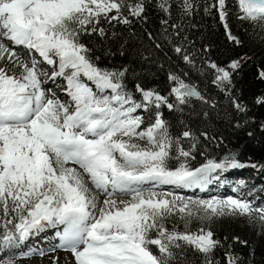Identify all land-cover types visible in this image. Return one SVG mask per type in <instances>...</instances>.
<instances>
[{
	"label": "snow or ice",
	"instance_id": "obj_1",
	"mask_svg": "<svg viewBox=\"0 0 264 264\" xmlns=\"http://www.w3.org/2000/svg\"><path fill=\"white\" fill-rule=\"evenodd\" d=\"M181 2L188 13L191 0ZM217 4L224 20L225 0ZM157 6L171 15L169 0H158ZM238 6L243 13L239 19L264 24V0H238ZM123 7V0H0V60L7 55L13 67L21 69L17 76L0 68V248L23 243L48 227L62 226L56 233L57 247L70 252L75 264H174L177 250L188 247L207 256L220 244L211 230H191L193 221L239 215L264 222V208L242 199H193L158 190L174 186L203 191L216 179L212 174L217 170L244 165L233 157L190 166L188 158L194 157L173 140L159 112L162 105L171 110L190 98L203 99L179 75L169 74L170 95L176 104L139 84L135 86L141 97L137 101L124 84L127 69L98 66L99 57L93 59L80 37L92 33L103 37L105 30L98 27L101 18L130 24ZM127 7L136 18L145 11L144 0ZM113 11L116 14L110 16ZM229 39L239 43L231 33ZM4 40L13 47L8 48ZM17 47L58 65L52 78L64 76L70 102L48 97L40 61L32 57L29 66ZM174 51L180 55L184 50L176 46ZM182 58L192 62L187 54ZM209 66L217 72L218 85L231 84L229 70L215 63ZM239 66L235 60L229 68L234 71ZM69 69L70 75L65 76ZM260 77L264 79V71ZM256 103L264 104V97ZM235 106L245 110L239 103ZM150 107L156 109L155 119L145 126L137 111ZM173 159L178 166H170ZM69 163L77 167H68ZM89 182L105 194L102 203ZM117 194L130 199L118 200ZM177 218L184 231L175 225L167 227ZM236 260L228 256L227 264Z\"/></svg>",
	"mask_w": 264,
	"mask_h": 264
},
{
	"label": "trees",
	"instance_id": "obj_2",
	"mask_svg": "<svg viewBox=\"0 0 264 264\" xmlns=\"http://www.w3.org/2000/svg\"><path fill=\"white\" fill-rule=\"evenodd\" d=\"M169 2L171 15L159 9L158 0H144L145 11L139 18L130 16L123 2V15L132 21L130 24L109 23L101 18L98 27L105 30V35L83 34L80 40L91 49L93 59L99 57L98 66L127 69L124 84L137 101L141 99L135 87L139 84L176 104L175 97L170 95L173 86L170 73L196 85L202 100L193 97L171 110L163 105L159 108L170 136L191 152L194 159L190 157L188 162L193 168L208 160L220 162L234 157L244 164V175L224 174L228 169L217 170L216 174L233 185H238V177L241 180L250 175L247 181L250 191L264 194V104L256 103L258 97H264V79L259 75V69H264V24L239 19L237 0H226L230 30L239 36L236 43L229 39L217 0H191L188 13L183 10L181 0ZM176 46L184 50L182 54L174 51ZM183 54L190 56V64L183 60ZM235 60L240 61V66L233 71L229 65ZM211 63L231 72L230 85L216 83L217 72L209 66ZM236 103L245 110H238ZM150 110L145 125L155 118L156 109L150 107ZM185 131L190 136L184 137ZM173 155H176L175 145ZM178 163L173 159L170 166ZM246 224L238 231L233 224L221 225L216 220L193 221L189 224L191 230H211L220 244L207 256L188 247L177 250L174 264H209L210 261L227 264L228 256L236 257V264H264V241L259 235L264 222L256 224L252 217ZM173 225L184 231L185 226L178 218L169 221L167 227ZM20 244L0 248V262L18 251Z\"/></svg>",
	"mask_w": 264,
	"mask_h": 264
},
{
	"label": "rangeland",
	"instance_id": "obj_3",
	"mask_svg": "<svg viewBox=\"0 0 264 264\" xmlns=\"http://www.w3.org/2000/svg\"><path fill=\"white\" fill-rule=\"evenodd\" d=\"M123 2L126 3L128 6L135 4V2L137 3V0H123ZM237 7H239L238 0H237ZM218 11L220 14L219 7H218ZM115 14H116L115 11L109 13L110 16ZM242 14L243 13L240 11L238 16H241ZM222 21L224 26L226 24L228 28L229 23L227 16ZM226 31L229 34V31L227 29ZM231 35L236 37L237 40L239 39V36L237 34L232 32ZM3 42L7 45L8 48L11 49L13 47V45L9 41L4 40ZM16 51L23 60L28 61L24 52L22 54L20 50L16 49ZM30 56L35 57L33 52ZM29 66H31L30 62H29ZM0 68H4L6 71L9 70V72L11 71L15 72L17 76H19L21 72V69L19 67H13V64L7 59V55H5V58L3 60H0ZM261 71H264V69H259V75ZM43 77L44 78H41L42 84H44L46 80V75ZM50 84H54V83H50ZM48 85L49 83H45V85L42 86L44 87V90L46 91L48 97L55 99L56 96L54 93H52L51 87H49ZM46 86H48L47 90L45 89ZM150 112H151L150 108L139 109L137 111V114L142 115L146 122L150 118ZM240 164L244 165L242 163ZM68 167H77V166L69 163ZM223 173L226 175L241 176L244 175L245 169L244 167L228 168L227 172H223ZM249 177L250 175H247L245 176V179H241V180L238 177L236 179V183H238V185L236 184L234 186H232V184L230 183L225 182L224 186L226 188L223 186V189H221L220 184L213 181L212 183L218 185L220 188L214 186L213 187L207 186V188L205 189L207 190L206 192H198L200 191L199 188L198 191L189 192L188 190H180L179 188H175L171 186H162L158 190L165 192L170 191L177 195L184 196L185 198L191 197L193 199L195 198L210 199L211 197L227 198L231 196L234 198L248 201L253 207L264 208V194H262L261 191H257L256 193H254V191L252 192L250 191V188L247 185V181L249 180ZM84 178L85 180H87L88 179L87 175H85ZM88 186L97 195L99 201L102 203L103 200L106 198L104 193L96 190L90 182ZM116 199L128 200L130 199V197L127 195L125 196V195L117 194ZM254 219L256 224L261 223V221L258 218L254 217ZM210 220L219 221L221 225L233 224L235 227L238 228V231H240L241 228H243V226L247 225L246 223L250 220V217L239 216V215H225L222 217H215ZM58 230L62 231V226H58L57 228L48 227L45 230L31 236L30 238H28L27 240H25L23 243L20 244L18 251H15L14 254L11 257H9L6 261H1L0 264H7V262H12V264H75L74 257L70 252L65 251L60 247H57V245H59L60 243L59 237L56 234ZM258 233L259 231H257V235ZM259 235L261 240L264 241V229L262 230L261 233H259ZM36 250H43L45 254L40 255Z\"/></svg>",
	"mask_w": 264,
	"mask_h": 264
},
{
	"label": "bare ground",
	"instance_id": "obj_4",
	"mask_svg": "<svg viewBox=\"0 0 264 264\" xmlns=\"http://www.w3.org/2000/svg\"><path fill=\"white\" fill-rule=\"evenodd\" d=\"M225 7H226V0H225ZM225 7H224V11H225ZM227 30L229 31V33H232L230 28H229V25H228ZM16 49L20 50L22 52V54L24 52L28 61L31 60L32 56L29 55V52L27 49H24L23 47H17ZM33 54L35 55V59H37V60L40 59L39 60L40 61L39 70L44 73V75H42L40 78H44L43 76L46 75V80H45L44 84H42V85L44 86L45 83H49L48 86L51 87L52 93L55 94L56 98L58 97L61 101L66 102V103L70 102V97L68 96V94L65 91V89L67 88V82L65 83V80L61 76L56 77V78H52V73L54 71L58 70V66L49 65V64L43 62L42 58L39 57V55L37 53L34 52ZM7 71H9V70H7ZM82 80H83V82L88 83L89 86L93 87V89H95L94 85H92L91 82L87 81L86 78L82 77ZM41 81H42V79H41ZM50 83H54V84H50ZM48 86L45 87L46 90H47ZM56 92H58V93H56ZM208 186H210V187L214 186V187L220 188L218 185H216L214 183H210ZM171 187H174V186H171ZM175 188H177V187H175ZM179 189L183 190L184 188H179ZM221 189H223V188H221ZM185 190H188L189 192H195V191H198V188H196V189H185ZM198 192H201V190Z\"/></svg>",
	"mask_w": 264,
	"mask_h": 264
},
{
	"label": "water",
	"instance_id": "obj_5",
	"mask_svg": "<svg viewBox=\"0 0 264 264\" xmlns=\"http://www.w3.org/2000/svg\"><path fill=\"white\" fill-rule=\"evenodd\" d=\"M225 25H226V24H225ZM225 28H227V27H225ZM188 84H189V83H188ZM191 85L195 86L196 89L199 91V89H198V87H197L196 85H194V84H191Z\"/></svg>",
	"mask_w": 264,
	"mask_h": 264
}]
</instances>
